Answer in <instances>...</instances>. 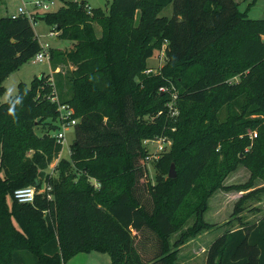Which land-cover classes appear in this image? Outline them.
Returning a JSON list of instances; mask_svg holds the SVG:
<instances>
[{
  "label": "trees",
  "instance_id": "obj_1",
  "mask_svg": "<svg viewBox=\"0 0 264 264\" xmlns=\"http://www.w3.org/2000/svg\"><path fill=\"white\" fill-rule=\"evenodd\" d=\"M169 5L171 14L164 12ZM239 5L113 0L106 10L64 0L58 9L35 12L34 21L0 16V96L6 76L45 50L34 28L39 19L72 44L47 48L54 70L73 66L61 91L54 74L43 72L0 104V264H66L90 251L108 252V264H176L185 238L215 226L204 215L217 189L245 190L264 179V18L249 17ZM162 48L160 72L145 73ZM57 94L77 121L70 158L55 164L56 178L46 169L63 149L55 135L62 123ZM223 107L229 114L222 120ZM160 136L172 144L156 161V182H144V140ZM171 164L177 174L166 177ZM240 164L250 180L224 184ZM29 185L45 187L34 203L13 198ZM259 193L264 185L237 199L231 216L241 225L210 243L206 264H264V214L253 223L242 219L257 209L246 202Z\"/></svg>",
  "mask_w": 264,
  "mask_h": 264
},
{
  "label": "rangeland",
  "instance_id": "obj_2",
  "mask_svg": "<svg viewBox=\"0 0 264 264\" xmlns=\"http://www.w3.org/2000/svg\"><path fill=\"white\" fill-rule=\"evenodd\" d=\"M74 1V0H73ZM81 1V0H75ZM87 5L90 7H103L108 9L113 0H86ZM239 2V7L241 10H246L249 17L252 18H264V0H258L256 3L252 4L249 8L248 4L250 0H236ZM64 0H57V4L53 7L58 9ZM22 5V0H0V16L7 15L13 11H16L18 7ZM54 9V10H55ZM164 12L171 14L172 5L167 6L164 9ZM95 30L98 35L101 34V27L98 24H95ZM34 28L37 34V37L43 46L68 49L72 46L71 41L68 38L58 37V32L52 31L53 27L48 24L44 19H39L34 24ZM165 53L164 49H156L154 55L150 57L147 61V68L145 73L156 74L159 73L162 66L165 62ZM73 68V66H66L67 68ZM65 67L60 64L57 69L54 70L50 59L45 57L42 61H34L33 59L28 60L27 62L21 64L18 68L11 71L6 78L4 79L3 85L5 86V91L3 95L0 96V104L7 101L10 97L16 95L19 91L20 83H25L30 86L31 81L35 76L41 75V73H52L54 74V81H56V86L61 91L60 82L63 81V75L66 71ZM60 72L56 74L55 72ZM53 78V76L51 77ZM238 76L232 77V80H237ZM168 87L162 86L160 90L164 91ZM59 99V96L57 94ZM62 97H68V94L62 92ZM176 91L172 93V100L170 101L171 105H174L176 99ZM60 100V99H59ZM61 101V100H60ZM220 118L225 119L229 110L223 107L219 112ZM255 116V115H253ZM257 129L248 128L250 137H257L254 135V132ZM38 132L41 131L38 129ZM258 133V132H257ZM56 135V133H55ZM74 140V128L69 127L67 129V137L62 141L63 149L60 153L59 158H57L47 169L46 172L51 174L53 177L59 176V171L56 169V163H58L62 158H70L71 154V143ZM144 143L148 149V156L145 160V165L147 169V175L144 178V182L155 183L156 182V161L160 155L169 150L172 144V140L169 137L160 136L156 138L145 139ZM172 166V164H171ZM170 166V169H171ZM174 171L176 172V167L174 165ZM169 167L165 173L166 177L169 176ZM251 171L244 165L240 164L234 171H232L224 180V184H245L250 180ZM251 187L245 190L231 189L227 190L225 188L217 189L209 199L208 209L205 212V220L208 222H214L215 226L203 230L195 236L185 238V242L178 247L177 261L176 264H205V253L207 247L210 243L221 233L230 228H237L241 225V222L237 218L231 216L234 205L237 199L245 192L264 185V179L257 177L251 183ZM12 197L8 196V202L11 204ZM248 208H257V209H247L242 213L243 221L247 223H253L257 221L264 214V193H259L253 198H249L246 202ZM194 216H191L188 221L180 227V229L174 233L171 238L173 242L181 233L190 226L194 221ZM195 252L194 250H197ZM192 255V258L189 257ZM111 261V256L108 252H99V251H90V252H80L66 261V264H108Z\"/></svg>",
  "mask_w": 264,
  "mask_h": 264
},
{
  "label": "built area",
  "instance_id": "obj_3",
  "mask_svg": "<svg viewBox=\"0 0 264 264\" xmlns=\"http://www.w3.org/2000/svg\"><path fill=\"white\" fill-rule=\"evenodd\" d=\"M56 4L57 0H22V5H20L16 11L11 12L10 16L12 18H17L20 15H24L30 18L31 21H34L35 12L52 11L55 9L53 7ZM52 31L53 33H56V30L52 29ZM46 47L45 50L37 53L32 59L34 61H42L45 57L49 59V53L47 52ZM52 99L58 102L62 123L61 129L56 133V137L62 142L67 137V129L69 127H73L77 119L72 117L74 110L71 106L66 103L59 102L57 95H55ZM254 135L257 136V131L254 132ZM48 188H50V186ZM42 190L44 191L45 187L38 190V188L34 185L24 186L14 191L13 198L23 203H34L37 193H40ZM47 197L48 199H53L54 196L51 193H48Z\"/></svg>",
  "mask_w": 264,
  "mask_h": 264
},
{
  "label": "water",
  "instance_id": "obj_4",
  "mask_svg": "<svg viewBox=\"0 0 264 264\" xmlns=\"http://www.w3.org/2000/svg\"><path fill=\"white\" fill-rule=\"evenodd\" d=\"M175 175H176V173L174 171V164H172L171 169H170V172H169V176L170 177H175Z\"/></svg>",
  "mask_w": 264,
  "mask_h": 264
},
{
  "label": "crops",
  "instance_id": "obj_5",
  "mask_svg": "<svg viewBox=\"0 0 264 264\" xmlns=\"http://www.w3.org/2000/svg\"><path fill=\"white\" fill-rule=\"evenodd\" d=\"M9 14H10V13H9ZM45 47H46V46H45ZM213 223H214V222H213ZM207 248H208V247H207ZM194 251H195V252H197V251H198V249H197V250H194ZM190 258H192V255L189 257V259H190ZM204 260H205V262H204V263L206 264V253H205V259H204Z\"/></svg>",
  "mask_w": 264,
  "mask_h": 264
}]
</instances>
